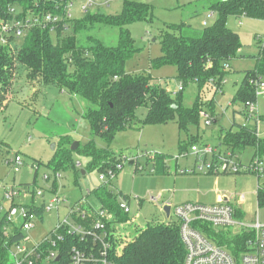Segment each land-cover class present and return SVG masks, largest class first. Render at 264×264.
<instances>
[{"label": "rangeland", "instance_id": "374dc122", "mask_svg": "<svg viewBox=\"0 0 264 264\" xmlns=\"http://www.w3.org/2000/svg\"><path fill=\"white\" fill-rule=\"evenodd\" d=\"M109 1V5L93 6L90 11L120 13L125 0ZM128 1L145 4L148 16L146 20L128 26L138 50L126 62L125 70L130 74L151 76L152 82L161 85L172 95L181 85L176 78V67H151V60L161 54V31L166 25L184 23L201 33L204 27L212 25L218 17L210 9V5L217 0ZM83 3L84 0H72L70 13L73 20L84 15L81 10ZM13 14L18 16L21 11L15 8ZM226 25L239 35L242 47L238 56L230 61V68L220 88L209 85L201 92L198 122L190 125L187 130L180 129L175 120L165 124H147L143 123L146 106L137 108L133 128L118 132L108 146L110 154L105 160L111 162L115 157L118 160L116 164L122 165L119 171L104 161L101 162V168L86 169L87 157L71 150L73 143L77 142L82 149L90 140H94L97 147H107L100 137L91 133L89 123L84 118L89 105L87 101L54 83L31 79L27 69L16 62L0 108V214L8 211L12 204L11 200L3 199L5 190L56 189L54 195L62 201L44 212L42 220L25 232L30 243L34 244L63 220L73 224L70 215L73 207L87 212L96 211L100 202L92 191L105 185L117 194V203L121 200L128 202L127 220L130 219L131 224L124 234L130 239L148 224L174 223V217H168L163 210L166 203L172 208L186 202L211 205L216 204L219 197L229 198L236 211L234 218L237 221L252 225L258 217L259 223L264 225V204L259 205L257 198L258 189H264V172L257 176L245 170L239 174H214L198 169L203 166L198 154L206 147L211 150V153H207V161L212 160L213 154L225 156V152L232 153L221 143L220 136L233 123L255 129L257 136L264 139V91L258 90L256 94L254 104L257 111L252 117H248L243 104L232 102L244 71L255 67L254 57L264 49V19L228 16ZM92 33L105 45L115 46L119 28L100 26ZM51 39L56 40L54 32L51 33ZM20 42L21 39L17 38L6 44L14 53ZM198 97L197 85L189 83L181 91V105L192 108ZM212 101V108L209 109ZM204 115L209 117L210 123H207ZM191 146L197 148V154L191 151ZM155 154L156 158L158 156L157 163L165 164V167L151 172ZM253 155V148L249 146L233 154L244 166H250ZM15 156L22 159V166L17 172L12 170L9 163ZM53 159L61 160L63 165L59 169L53 167ZM131 161L133 164H130ZM260 161L264 168V156ZM190 169L194 173L180 172ZM84 170L85 174H82ZM109 170L114 171L112 178L107 175ZM44 175L49 177L48 180L43 179ZM101 175H104L103 180L100 179ZM47 191L43 199L48 203L54 195ZM241 194H244L243 200L240 199ZM151 197L157 201L152 202ZM41 201L42 198L34 199L35 203ZM32 202L31 198H23L20 194L13 200L16 205L27 206ZM228 249L231 250L230 247Z\"/></svg>", "mask_w": 264, "mask_h": 264}, {"label": "trees", "instance_id": "16d2710c", "mask_svg": "<svg viewBox=\"0 0 264 264\" xmlns=\"http://www.w3.org/2000/svg\"><path fill=\"white\" fill-rule=\"evenodd\" d=\"M70 1L0 0V20L4 22L25 23L30 20L31 23L34 17L42 20L48 13L62 17L56 24L46 27L37 23L22 26L21 42L14 53L0 41V108L16 62L27 69L31 79L54 83L68 93L85 99L89 105L84 118L90 131L107 145L100 148L94 140H90L82 149L78 146L75 151L88 159L86 169L101 168L102 161L111 167L116 166L118 160L115 157L111 162L105 160L110 154L108 146L118 132L133 128L135 112L141 106L147 108L143 123L165 124L175 120L178 127L184 130L196 124L201 92L209 85L220 88L230 61L238 56L242 47L239 35L227 27V17L264 19V0H217L210 5V9L218 17L201 33L184 23L165 26L160 35L161 54L151 60V67L174 66L176 78L182 86L189 83L197 85L199 97L192 108H185L181 105L182 90L172 96L161 85L152 82L151 76L130 74L125 70L126 62L138 50L128 26L147 19L148 7L145 4L125 0L118 14L88 9L82 18L73 20L64 17L65 7ZM15 8L21 11L20 15L14 16ZM100 26L119 28L115 46H107L93 35L92 32ZM52 32L56 34L55 41L51 39ZM7 39L12 42L17 38L10 33ZM254 58L255 67L244 71L232 102L245 105L256 100V82L264 77V49ZM212 105L213 101L209 109ZM220 140L233 154L249 146L254 150L253 157L261 159L264 156V139L246 125L233 123ZM157 154L152 159L154 171L165 167V164L157 163ZM51 164L57 169L63 165L61 160L56 159ZM83 172L85 174V170ZM92 194L101 208L113 213L117 220L128 219L127 214L118 208L117 194L105 185L95 188ZM257 198L259 205L264 204V189H258ZM36 212L42 219L43 205ZM7 224V215L0 214V264H8V245L22 237V233L17 231L6 240L3 227ZM68 240L71 243L76 241L73 238ZM235 241L239 243L241 239ZM61 256L63 261V252ZM184 256L185 249L174 222L148 224L138 230L119 253L112 254L111 259L113 264H183Z\"/></svg>", "mask_w": 264, "mask_h": 264}, {"label": "built area", "instance_id": "2783aa9c", "mask_svg": "<svg viewBox=\"0 0 264 264\" xmlns=\"http://www.w3.org/2000/svg\"><path fill=\"white\" fill-rule=\"evenodd\" d=\"M109 0H84L81 6L83 12L93 6L109 5ZM70 1L65 7L64 17L71 18ZM62 17L60 15L46 14L43 19L34 17L30 23L20 21L4 22L0 21V41L3 44L8 43L7 35L14 33L16 38L23 35V27L32 24H40L43 27L56 24ZM206 25V22H204ZM183 90L180 85L177 92H173L172 96ZM258 90L264 91V82L262 80L256 82V94ZM248 117L256 114V105L254 102H247L243 105ZM207 123H210L209 117L204 115ZM191 151L197 154V148L191 146ZM211 153L207 147L198 154V158L202 159L203 166L198 167L199 170L206 173H229L239 174L241 170L245 172L255 173L260 176L264 172V168L260 158L253 157L250 166H244L237 157L234 158L233 153H224L225 156L213 154V158L207 161V153ZM154 156V155H153ZM152 156V157H153ZM216 158V160H215ZM152 159V158H151ZM12 170L17 172L22 166V159L15 156L9 160ZM80 166V163H77ZM121 164H116L115 169L120 170ZM151 172H154L152 168ZM181 173H194L193 169L181 170ZM113 170L107 171V175L112 178ZM48 176L44 175L43 179L48 180ZM104 179V175L100 176ZM47 191V190H46ZM45 189L37 188L29 191L24 188L23 191L10 188L5 190L3 199L11 200L12 204L7 215L8 224L3 227V235L8 240L12 234L20 231L22 237L8 245V264H58L62 261L61 252H63L62 264H113L111 255L119 253L124 244L130 239L124 233L131 224L130 219L127 221H118L113 213L102 209L101 206L96 210L89 212L77 210L73 207L70 215L73 219L70 223L63 220L44 238L30 243L25 232L34 228L37 221L42 220L36 209L43 205L44 212L49 211L57 206L62 200L57 196L56 189L49 188L48 193L54 196L48 200L43 199L46 193ZM21 195L23 198H31V206L16 205L13 200L16 196ZM35 198H42L40 203H35ZM240 199H244V194L240 195ZM152 202L157 199L151 197ZM169 206L168 217H174L178 226L180 240L185 249L183 264H264V225L258 221L252 225L239 222L234 218L236 213L234 207L227 197H220L216 204L205 205L200 203L186 202L174 208ZM119 210L124 214H129V205L125 200L118 203ZM230 232V233H229ZM69 238L76 240L68 242ZM241 239L239 243L235 240ZM231 248V250L228 249ZM59 257L58 260L56 258Z\"/></svg>", "mask_w": 264, "mask_h": 264}, {"label": "water", "instance_id": "95a60500", "mask_svg": "<svg viewBox=\"0 0 264 264\" xmlns=\"http://www.w3.org/2000/svg\"><path fill=\"white\" fill-rule=\"evenodd\" d=\"M78 146H79V144L77 142L73 143L72 146H71V150L72 151L76 150L78 148ZM130 164H133V161H131ZM82 174H84L83 171H82ZM163 210L166 213V215L168 216L169 215V210H170L169 206H165L163 208ZM58 259H59V257L56 258V260H58Z\"/></svg>", "mask_w": 264, "mask_h": 264}, {"label": "crops", "instance_id": "0c3cea01", "mask_svg": "<svg viewBox=\"0 0 264 264\" xmlns=\"http://www.w3.org/2000/svg\"><path fill=\"white\" fill-rule=\"evenodd\" d=\"M253 152H254V150H253ZM219 198H220V197H219ZM219 198H218L217 202L219 201ZM182 204H183V203H182ZM164 205H165V206H167V205H168V203H166V204H164ZM165 206H164V207H165Z\"/></svg>", "mask_w": 264, "mask_h": 264}]
</instances>
